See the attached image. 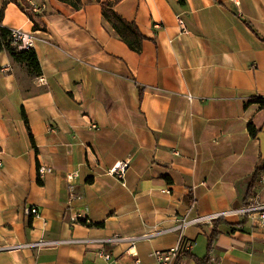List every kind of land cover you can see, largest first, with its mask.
<instances>
[{"label": "crops", "instance_id": "crops-1", "mask_svg": "<svg viewBox=\"0 0 264 264\" xmlns=\"http://www.w3.org/2000/svg\"><path fill=\"white\" fill-rule=\"evenodd\" d=\"M26 1L43 15L37 29L16 4L0 17L34 35L42 68L32 76L0 53V264H159L154 253L176 248L180 233L107 245L111 262L96 255L100 244L14 247L139 238L243 206L264 161V0H120L116 12L146 38L139 53L97 0L78 11ZM123 162L121 181L110 170ZM255 193L264 202V181ZM33 207L40 216L27 214ZM78 211L88 221L74 224ZM224 221L211 250L216 222L185 229L189 252L209 264H264V230L248 217Z\"/></svg>", "mask_w": 264, "mask_h": 264}, {"label": "built area", "instance_id": "built-area-1", "mask_svg": "<svg viewBox=\"0 0 264 264\" xmlns=\"http://www.w3.org/2000/svg\"><path fill=\"white\" fill-rule=\"evenodd\" d=\"M235 1V0H234ZM35 12L37 10L34 8ZM178 23L181 27V30L185 32L187 30L185 21L181 15L177 16ZM12 32V40L13 44L16 45L20 50H26L29 51L33 49L34 47V35L30 32H26L24 30L16 29L11 30ZM2 166V163L0 162V167ZM129 167L128 162L118 163L115 165L111 170L110 173L123 181L125 179V175L127 173ZM50 170L45 169L41 167L39 169V174L44 175L46 172H49ZM79 175L77 173L70 174L68 176L67 182H68V188L71 192V188L73 186V183L77 180ZM27 214L30 216L38 217L40 216V212L36 207H33L32 209L27 211ZM232 217H248L252 218L257 226L264 230V202L259 201L258 199L254 198L249 206H242L237 209H232L230 211L224 212V213H216V214H210V215H203V216H197V217H185L184 219L180 220L178 222V225L172 229L169 230H159L155 231L153 233H149L146 235H143L139 238H131L126 236H114L112 238L103 239V240H77V239H71V240H46L41 239L35 243H29L23 246H16L14 249H21V248H30V249H48V248H55L61 245H76V244H100L102 247L97 250L96 255L102 259H104L106 262H111L113 260L112 254L105 248L107 245H119L123 243H130L132 248H134L137 245V242L140 239H146V238H152L157 237L160 235L168 234V233H180L181 241L180 244L171 250L168 251H158L154 253L155 259L158 261L159 264H174L179 259V257L182 255V252H189L193 245L191 244H184L183 243V232L185 229L192 227V226H198L203 224H212L219 220H225ZM80 221H88V217L86 215V211H78L75 215V217L72 219V222L74 224L79 223ZM186 260H183L180 264H185Z\"/></svg>", "mask_w": 264, "mask_h": 264}, {"label": "trees", "instance_id": "trees-1", "mask_svg": "<svg viewBox=\"0 0 264 264\" xmlns=\"http://www.w3.org/2000/svg\"><path fill=\"white\" fill-rule=\"evenodd\" d=\"M61 3L66 4L70 7H72L74 10L78 11L82 8L83 3L82 0H59ZM101 6L103 11V17L106 22L111 24L113 31L115 34L120 37V39L134 52H141L142 45L146 38L142 35L140 32L138 26L132 22H127L124 20L115 10V5L120 2V0H114V2H103L102 0H97ZM1 2V0H0ZM16 4L20 9L25 12L30 20L35 24V28H38L37 25V19H40L43 17V15L36 14L33 7H31L26 0H6L2 7L1 12V19L3 18V11L6 8L8 4ZM6 52L8 53L14 62L25 66L28 70V72L35 77H39L42 75V68L37 56V53L31 49L29 51L26 50H20L16 45L13 44L12 40V32L9 29L3 28L0 25V53ZM257 102L263 107L264 106V99H257ZM24 118L27 124V127L30 132V136L33 140V136L31 134V129L29 127V122L24 114ZM249 130L252 136H255L257 134V129L251 124L249 126ZM34 141V140H33ZM264 181V161H260L258 163V166L256 167L255 172L253 173L249 187H248V193L246 195V198L244 200L243 206H249L251 201L256 197V189L259 188ZM220 224H226L224 220H219L215 224V228L213 230V233L209 240L210 250L212 245L214 244L216 238L218 237V229ZM243 223H239L237 225L240 227ZM183 260H194L198 264H209L210 257H208L204 260L198 259L194 255H192L190 252H184L178 259L177 264H180Z\"/></svg>", "mask_w": 264, "mask_h": 264}]
</instances>
